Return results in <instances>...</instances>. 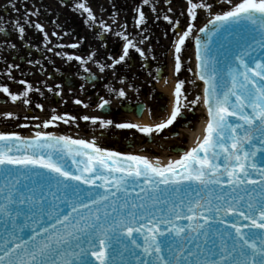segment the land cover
Returning <instances> with one entry per match:
<instances>
[{"label":"snow or ice","instance_id":"1","mask_svg":"<svg viewBox=\"0 0 264 264\" xmlns=\"http://www.w3.org/2000/svg\"><path fill=\"white\" fill-rule=\"evenodd\" d=\"M226 3L231 5L227 11L213 14L208 0H187L189 23L182 34L179 20L163 16L179 35L173 42L174 72L181 73L182 53L192 37L199 69L194 75L205 85V134L179 159L161 165L146 156L101 148L95 140L43 131L31 138L0 132V220L5 233L0 264H264V0ZM142 5L157 11L154 0H142ZM77 9L87 13L86 24L97 22L87 0H80ZM200 10L212 16L198 29L203 36L194 35ZM135 11L137 27L146 32L142 6ZM99 24L104 32L111 31L103 21ZM35 27L47 39L43 26ZM18 31L23 38L25 28ZM117 35L125 41L123 53L110 57L111 65L97 62L101 72L126 63L131 49L148 59L134 39ZM144 39L149 37L140 43ZM57 55L82 66L96 62L95 52L88 61ZM19 83L25 85L23 92L13 93L7 85H0V92L13 103L30 105L29 94L40 89L26 80ZM185 83L177 80L170 116L153 126L117 123L105 115L79 119L105 130L137 129L149 137L163 133L185 110L201 103L199 96L188 100ZM108 92L126 96L123 88L109 87ZM98 98L97 109L106 112L112 101ZM74 103L89 107L80 99ZM4 115L14 117L12 112ZM76 119L52 116L43 127Z\"/></svg>","mask_w":264,"mask_h":264},{"label":"flooded vegetation","instance_id":"2","mask_svg":"<svg viewBox=\"0 0 264 264\" xmlns=\"http://www.w3.org/2000/svg\"><path fill=\"white\" fill-rule=\"evenodd\" d=\"M73 1L0 0V27L5 29L0 32V85H7L13 93H20L24 91L25 85H21L19 81L26 80L32 84L33 89H40L39 92L33 91L29 94L30 105L22 102L13 103L10 98L0 92V106L5 110L24 108L30 112L32 109L35 113L51 110L58 115L68 114L77 117L76 120H71L76 122L82 120L79 117L83 116L85 108L74 103L75 100H83L89 107H93L100 102L99 96L105 99L113 96L103 84L104 80L99 79L98 82L89 83L88 79L90 75H103L108 70L106 68L101 72L98 63L106 64L105 58L118 59L123 53L125 41L117 35L122 32L117 26V20L122 12L120 0H110L112 3L109 9L105 6V2L109 0H87L88 6L97 17L95 24L85 23L87 13L81 15L80 10H74L76 3ZM222 4L213 5L212 10L220 9ZM106 20H110L111 23L108 24ZM99 21L110 26L111 31L104 32ZM37 23L41 24L47 32V39L44 33L35 27ZM19 26L25 28L23 38L18 31ZM144 37L135 36L134 41L140 44ZM146 37L149 39H144L143 44L150 43L152 40L150 33H147ZM72 44H78L79 47L72 48L70 47ZM13 45L15 47H12ZM93 52L96 53L94 58L96 62L88 61L89 55ZM145 52L148 55L149 52L147 50ZM57 53L81 56L88 63L82 66L80 62L68 60L67 56L57 55ZM126 60L127 62L122 65L127 67V71L152 75L151 70H154L152 68L154 65L145 61L134 49L130 50ZM85 68L90 71H85ZM158 69L159 67H155L154 75H157V72L160 73ZM57 85L60 87L57 88ZM49 87L52 91H49ZM38 104L43 105V109L38 108ZM109 117H114L112 111ZM0 118L6 120L5 116ZM120 133L124 135L122 130Z\"/></svg>","mask_w":264,"mask_h":264},{"label":"rangeland","instance_id":"3","mask_svg":"<svg viewBox=\"0 0 264 264\" xmlns=\"http://www.w3.org/2000/svg\"><path fill=\"white\" fill-rule=\"evenodd\" d=\"M80 0H74L73 3L78 4ZM122 11H126L128 14L124 12L119 21L118 25H125L124 21L127 20L128 27L127 30H131L132 36H146L147 33H153L154 43H153V51H155L156 55L154 59L159 58L158 64L162 63L164 65V72L160 82H156V78L152 72V75L149 74H141L140 72H131L125 71L124 68L117 67L114 71L110 70L109 73H106L104 76L108 78L107 84L105 86L120 89L123 88L126 92L125 97H119L121 100H129L132 98H137L139 101H144L149 99L148 101H144L147 106V112L150 115L152 120V124L160 123L163 120L167 119L166 117V109L168 104V97L166 93L161 88L160 84L164 83V86L169 85L168 80H172L175 85L178 79H183L186 81L185 89L188 100L191 101L200 95V85L198 84L195 76H194V59L191 52V38L186 41L185 50L182 53L183 59V68L179 76L174 72V41L179 39V35L173 32V25L169 24L168 21L163 19L164 15H167L172 18L173 21L179 20L180 25L178 28V32L180 34L187 28L189 23L188 18V4L187 0H171V3H168L167 0H154L155 7L157 11L154 13L151 9V6L142 5V0H122ZM237 2H233L235 4ZM138 6H142L148 23H147V31L141 32V29L136 25V19L138 18V13L135 9ZM171 8L172 11L169 12L168 8ZM231 7V6H230ZM226 10H217L215 13H222ZM201 14L198 13V18L194 22L196 30L202 24L203 20L208 18L210 15L207 11L200 10ZM134 13V14H133ZM159 16L160 19L156 17ZM124 20V21H123ZM82 23V22H81ZM83 24V23H82ZM132 25V27H131ZM152 25V26H151ZM123 28V27H122ZM196 32V31H195ZM194 32V33H195ZM139 46V45H138ZM145 49L144 45L139 46ZM106 61V60H105ZM108 63V62H106ZM160 66V65H159ZM191 68L192 71H188ZM115 73V74H113ZM147 79V80H146ZM121 80L124 82L121 83ZM193 81H195L193 83ZM157 83V85H156ZM107 88V90H108ZM160 92L161 95L165 98L164 101H159L154 98L157 92ZM115 95V94H114ZM118 96V94H116ZM153 97V98H152ZM183 102V101H182ZM199 104L192 106L185 110L183 116H187L186 120L191 119L189 124L185 125V128H180L175 125L170 126L168 129H165L163 133L153 134V136H144L142 139L141 136H134L132 134L134 129L123 130L124 136L115 133V130H105L96 129L89 127V123L81 124V122L73 123H63V121H55L50 127L44 128V121L49 120L52 116H62L58 115V113H53L51 110H45L43 115L41 113H35L31 110L23 115L21 114V110L14 115L13 118H6L3 120L0 118V132H17L21 136H32L35 135L37 131L43 132H52L53 134L58 135H67L71 136L74 139H86L89 141L95 140L96 143L105 149H109L112 151H118L123 153H131L136 155L146 156L150 159L157 160H172L175 156V159L179 157V154L174 153L173 150L180 147L183 150L188 149L190 144L189 135H182L181 131H192L201 117V112L199 111ZM112 106H116V104L112 103ZM194 111V116H189V112ZM98 109L91 111L88 108L84 109V115L96 116L98 115ZM115 115L114 117H108L113 119L115 122H128L125 120L126 116L124 113L119 110L114 109ZM2 109L0 107V117L5 116L1 115ZM127 119V118H126ZM90 122V121H88ZM178 123V121H177ZM182 123L181 121L179 122ZM27 125V127H25ZM39 125V127H37ZM152 126V125H151ZM87 127V128H86ZM97 127V126H95ZM190 127V128H189ZM93 131V132H91ZM120 131V130H119ZM176 134V135H175ZM163 152H166L168 155H163Z\"/></svg>","mask_w":264,"mask_h":264},{"label":"bare ground","instance_id":"4","mask_svg":"<svg viewBox=\"0 0 264 264\" xmlns=\"http://www.w3.org/2000/svg\"><path fill=\"white\" fill-rule=\"evenodd\" d=\"M194 72H195V70H194ZM196 80H197L198 84L200 85L201 92H202L203 82L198 80L197 78H196ZM168 82H169V85H166V86H164V83L160 84L161 88H163V91L166 93V95L168 97V104H167V109H166V117L167 118L170 116V114L173 110V107H174V102H175L174 83L172 80H168ZM200 95H201V93H200ZM200 107L201 108H199V109L201 110V112L204 111V114L202 113L201 118L196 123L194 129L191 132L182 131V135H184V136L189 135V138H191L190 144H189L190 145L189 149H191L192 147H194L196 145L198 139L202 140L203 136L205 134L204 129H205V125L207 122V116H206L207 112H206L205 107L202 103V97H201ZM126 118L130 123L139 124L141 126H145V125H148V126L152 125L153 126V124H152L153 122H152L150 115L148 114L147 110L142 114V116L140 118H136L132 114L126 115ZM154 125H155V123H154ZM163 155L167 156L168 154L166 152H163ZM180 157L181 156H179V158ZM173 158L174 159H172V160H164V159L159 160V162L161 165H166L170 161L179 159V158L175 159V156ZM152 162L156 163L157 161H152Z\"/></svg>","mask_w":264,"mask_h":264},{"label":"water","instance_id":"5","mask_svg":"<svg viewBox=\"0 0 264 264\" xmlns=\"http://www.w3.org/2000/svg\"><path fill=\"white\" fill-rule=\"evenodd\" d=\"M209 27H211V25H210ZM197 35H201V36H203V34H200V33H198ZM229 38H231V37H229ZM194 50H195V48H194V40L191 38V52H192V55H194ZM220 59L222 60L223 58L220 57ZM198 72H199V69L197 68V73H198ZM197 76H198V74H197ZM198 78H199V77H198ZM203 85H204V84H203ZM204 107H205V106H204ZM142 110H143V107H142V106H139V107L137 108V112H136L137 116H140ZM205 110H206V108H205ZM206 112H207V110H206ZM258 155H259V154H258ZM68 165L71 167L72 171H74V172L76 171L75 166L71 164V159H70V158H68ZM10 167H11V166H10ZM2 183H3V181L0 180V184H2ZM73 183H75V182H73ZM83 187H84L85 189H89V188H91V186H88V185H85V186H83ZM137 190H138V189H137ZM93 191H100V192H103L104 190H103V189H93ZM185 222H186V221H185ZM4 235H5V233H4V222H3V220H0V241L3 240Z\"/></svg>","mask_w":264,"mask_h":264}]
</instances>
